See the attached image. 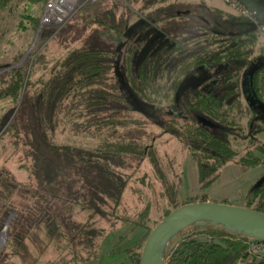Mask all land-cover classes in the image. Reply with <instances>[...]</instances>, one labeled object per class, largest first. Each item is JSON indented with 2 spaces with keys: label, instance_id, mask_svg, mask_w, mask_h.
<instances>
[{
  "label": "trees",
  "instance_id": "16d2710c",
  "mask_svg": "<svg viewBox=\"0 0 264 264\" xmlns=\"http://www.w3.org/2000/svg\"><path fill=\"white\" fill-rule=\"evenodd\" d=\"M45 1L0 0V13L27 18L34 26V10L39 11ZM259 2L264 5V0ZM117 4L123 7V15L115 11ZM81 8L87 12L83 20L96 22L99 28L92 31L106 39L105 44L73 37L71 43L83 44L59 55L49 74L35 81L24 78V67L0 73V101L18 102L4 134L13 147L18 148L21 139L25 148L15 164L24 174L0 172V227L13 212L0 247V264H27L21 262L26 255L30 264H84L96 258L104 232L124 223L142 227L143 233L126 249L127 259L117 264H138L142 243L162 216L180 204L207 200L205 195H190L181 202L175 199L180 177L177 162L173 154L159 152L157 140L166 135V141L174 139L175 146L191 158L198 181L204 183L211 182L219 168L239 153L237 148H244L238 158L243 167L259 162L253 148L264 151V141L255 140L264 130V109L251 106L242 95L241 81L247 75L252 96L264 105V38L250 28L247 18L230 7L195 10L183 0H98ZM185 8L189 12H182ZM196 11L217 25L199 26ZM91 13L96 18H87ZM135 17L154 23L176 46L168 55L148 57L136 70L130 67L125 74L130 88L148 103H171L181 72L211 57V62L224 64L218 79L219 100L234 103L225 107L212 104L211 98L200 100V111L218 110L217 129L167 112L154 123L129 105L118 88L115 52L108 40L121 35ZM244 20L249 32L230 36L228 31L237 32L243 26L239 21ZM18 26H24L21 19ZM213 28L222 33H214ZM216 36L218 40L213 39ZM9 63L0 61V68ZM136 166L146 172L133 177L139 180L132 183ZM148 168L153 180L147 177ZM16 191L18 200L13 199ZM245 199L244 207L264 212V174L250 185ZM74 207L82 211L77 213ZM214 239L225 247L213 244ZM251 240L219 225L190 224L169 241L164 263L264 264L248 252ZM44 249L48 250L43 254Z\"/></svg>",
  "mask_w": 264,
  "mask_h": 264
},
{
  "label": "rangeland",
  "instance_id": "374dc122",
  "mask_svg": "<svg viewBox=\"0 0 264 264\" xmlns=\"http://www.w3.org/2000/svg\"><path fill=\"white\" fill-rule=\"evenodd\" d=\"M201 1H204L206 4H219L221 6L225 4L222 0ZM107 3L108 1L106 4ZM119 8L120 6L118 9ZM42 11L43 6H41L39 11L34 10L35 15H37V24L34 26H32L33 24L27 18H18V16L15 18L8 17L0 13V61H6V63H8V61L11 62L1 67L0 73L10 71L15 67H24V78L28 76L30 81H35L40 77L45 78L49 74L48 70L59 55L83 44L78 40L71 43L74 40L73 37L79 38L84 36L91 42H104V44L107 42L99 33L92 31L99 28L96 22H85L83 20L84 17L87 16V12L82 8L76 10L60 27L40 24L39 19ZM90 16L91 17L87 18H96L94 13H91ZM19 19L23 21L24 26L17 27ZM70 19L75 20L72 21L70 25L66 24ZM65 26L66 28L63 29ZM111 41L112 38L108 40V43L113 47ZM41 53L43 54L39 58V54ZM17 54L19 55L18 59H14L13 56ZM43 59L45 60L44 63ZM1 84L4 86V82L1 81ZM17 106L18 102L15 104L12 100L0 101V117L5 115V110L8 107H12L8 115L3 117V123L0 125V167L3 169L0 171L1 175L9 174V176H12L16 172L24 174L21 169L15 168V164L19 158L24 156L25 148L20 144L21 139L19 138L20 140L17 142L18 148H15L11 143V138H8L6 134H4L5 127L16 113ZM154 131L156 132L157 128H154ZM149 134L152 135L151 132H149ZM167 137L168 135L157 140L156 145L159 152L169 155L173 154V158L175 157L177 162L174 163L178 168L176 170L179 171L180 174L175 196L178 202L185 200V198L190 195H205L206 199L209 201L223 202V200H225L229 204L243 206L247 201L245 195L248 188L250 185L256 184L264 174V151L253 148V152L260 157L259 162L249 167H243L240 165V161H238L239 156L244 150V148L241 147L237 148L239 152L237 155L233 156L227 163L219 168V174L211 182H200L197 179L195 166L188 153L175 146L174 139L170 138V136V139L166 141ZM255 140L257 142L264 141V130L256 134ZM235 144L236 142L234 145ZM137 167L138 166L132 168L133 173L130 179L132 183L139 180L133 177H139L142 172H146V170H140L137 169ZM147 173V177L150 178L151 171L149 168L147 169ZM13 197V199L16 200L20 199L17 191L13 194ZM66 200L68 201V199ZM74 208V210H77V213L82 211L77 207ZM12 214L13 212L8 214L3 225L0 227V247L6 239L7 233L5 228ZM142 233V227H131L129 223L119 224L115 228L106 230L102 238L98 241L96 258L84 264H117L119 261L126 260V249L133 246L139 240ZM47 250L48 249H44L41 253L44 254ZM27 256L28 255L22 258L21 262L27 261V264H30L31 261ZM48 256L49 255H47V257Z\"/></svg>",
  "mask_w": 264,
  "mask_h": 264
},
{
  "label": "flooded vegetation",
  "instance_id": "af4514ba",
  "mask_svg": "<svg viewBox=\"0 0 264 264\" xmlns=\"http://www.w3.org/2000/svg\"><path fill=\"white\" fill-rule=\"evenodd\" d=\"M192 6L193 9L197 10L202 7L204 8L206 5L203 1L197 0L196 3H194ZM224 7L227 9L230 6L225 3ZM182 12L187 13L189 12V9L185 8L182 10ZM121 15H123V7L121 10ZM195 15L200 18V22L198 24L199 26L202 24L208 25L210 23L217 25V22L213 23L212 21H207L203 19L201 14L197 11ZM244 17L247 18L250 23H257V20L253 17V20L247 16ZM139 18L140 17H135L134 19L130 20L127 25L123 28V31L129 24ZM145 21L148 24L144 28H142L138 33L132 34L128 37H122V31L121 35L111 37L115 57L118 53V51L115 50L116 45L121 42H124L123 46L120 48L121 55L119 59V69L123 73L124 78H126L125 74L128 73L130 67L136 70L137 67L148 57H155L157 55H168L175 49L176 41H174L170 36L162 32V30L160 31V29H157L154 23L152 24L148 20ZM246 23V20L242 22L239 21V24L243 26H241L237 32L228 31L229 35L233 36V33L246 35L249 32ZM205 25L202 26V29L204 28L205 30H207V26ZM256 26L257 24H255L253 30H256L257 32ZM211 30L216 34L222 33V31H218V29L215 28ZM213 39L218 40L219 38L218 36H216L215 38L213 37ZM199 59L203 60V55H199ZM210 59L212 58L208 57L206 62H201L181 72L179 77H177L176 79L171 103H148L147 101L141 100L138 97L143 102L145 108L144 113H139L152 118L154 123H159L161 119V113L167 112L169 115L177 116L183 120L193 118L195 121H197L199 124L203 125L207 129H217L218 120H220V118L218 117V110L213 109L214 111L211 110L205 113L203 111H200V100L206 97L211 98L212 104L215 103V105L217 106L223 105L225 107H233L234 103L229 101L228 103H226L225 101L219 100L221 88L219 86L218 79L219 73L224 68V64L220 62H211ZM243 79H245V81L248 83L247 75L242 78V81ZM213 108H215V106H213ZM262 118L264 119V117Z\"/></svg>",
  "mask_w": 264,
  "mask_h": 264
},
{
  "label": "water",
  "instance_id": "95a60500",
  "mask_svg": "<svg viewBox=\"0 0 264 264\" xmlns=\"http://www.w3.org/2000/svg\"><path fill=\"white\" fill-rule=\"evenodd\" d=\"M237 1L252 13V17L257 20L258 24L264 25V6L259 0ZM257 23H252L250 28L253 29ZM147 24L143 18L133 21L124 29L122 37L138 33ZM123 44L124 42H121L115 47L118 53L114 60L113 72L118 88L124 93L129 105L135 111L144 113L143 102L130 88L119 69L120 48ZM242 94L251 106H259L264 109V105L258 104L252 96L249 84L245 79L242 81ZM206 223L219 225L229 231L264 241V212L244 206H235L227 202L209 200L186 202L170 210L151 228L142 243L138 264H165V250L177 232L190 224L203 225ZM212 242L225 247L218 240L214 239Z\"/></svg>",
  "mask_w": 264,
  "mask_h": 264
},
{
  "label": "built area",
  "instance_id": "2783aa9c",
  "mask_svg": "<svg viewBox=\"0 0 264 264\" xmlns=\"http://www.w3.org/2000/svg\"><path fill=\"white\" fill-rule=\"evenodd\" d=\"M98 0H46L43 11L40 15V24L60 27L63 25L76 10L80 9L89 2ZM234 11L252 19V13L243 7L237 0H222ZM253 20V19H252ZM257 33L264 38V25L256 26ZM248 252L257 259L264 262V241L253 239L248 244Z\"/></svg>",
  "mask_w": 264,
  "mask_h": 264
},
{
  "label": "crops",
  "instance_id": "0c3cea01",
  "mask_svg": "<svg viewBox=\"0 0 264 264\" xmlns=\"http://www.w3.org/2000/svg\"><path fill=\"white\" fill-rule=\"evenodd\" d=\"M184 2H187L188 4H190V5H193L194 3H196V1H191V0H183ZM204 2V1H203ZM205 3V2H204ZM205 5L206 6H208V7H217V8H223V9H226L225 7H224V5L223 6H221V5H219V4H206L205 3ZM120 5H115V11L119 14V15H121V10H122V6H120V8L118 9V7H119ZM228 9V8H227ZM123 14H124V9H123ZM208 200V199H207Z\"/></svg>",
  "mask_w": 264,
  "mask_h": 264
}]
</instances>
